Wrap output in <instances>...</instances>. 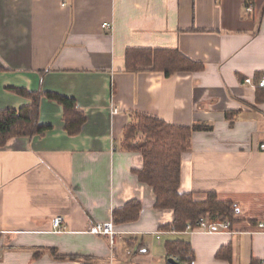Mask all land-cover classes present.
I'll return each mask as SVG.
<instances>
[{"label":"crops","instance_id":"crops-1","mask_svg":"<svg viewBox=\"0 0 264 264\" xmlns=\"http://www.w3.org/2000/svg\"><path fill=\"white\" fill-rule=\"evenodd\" d=\"M128 47L175 48L203 66L127 70ZM261 72L264 0H0V110L29 103L11 90L23 87L71 97L85 115L69 134L43 95L50 127L0 146V264H170L174 239L194 264H264V89L243 82ZM139 113L191 129L179 191L236 203L229 231L172 230L173 211L137 177L141 152L123 146ZM132 199L139 215L113 222L112 241L89 232Z\"/></svg>","mask_w":264,"mask_h":264},{"label":"trees","instance_id":"trees-1","mask_svg":"<svg viewBox=\"0 0 264 264\" xmlns=\"http://www.w3.org/2000/svg\"><path fill=\"white\" fill-rule=\"evenodd\" d=\"M202 66L201 62L190 59L175 48L128 47L125 50V68L131 71L151 69L170 75L176 72L197 71ZM11 90L30 101L19 108L0 110V146L11 137H32L50 127L39 119V101L43 95L62 106L67 133L78 132L85 121L84 113L71 97L23 87H13ZM190 131L189 127L169 124L156 116L139 113L135 120L125 127L123 146L141 152L142 166L135 169L137 177L152 188L156 207L173 211L170 227L182 231L187 222L193 224L199 216L229 220L232 223L238 213L237 204L233 201L219 200L213 193H209L206 200H195L192 193L179 191L181 154L188 149ZM140 208L138 200H129L123 206L112 209V221L119 223L135 220ZM165 249L168 257H176L181 264L194 258L190 244L182 239L166 241ZM50 251L55 254L53 248ZM66 257L76 260L90 258L80 254Z\"/></svg>","mask_w":264,"mask_h":264},{"label":"built area","instance_id":"built-area-1","mask_svg":"<svg viewBox=\"0 0 264 264\" xmlns=\"http://www.w3.org/2000/svg\"><path fill=\"white\" fill-rule=\"evenodd\" d=\"M246 10H251V5H245ZM103 26H108L107 22H103ZM243 82L253 85L255 87L264 89V72H261L256 77L253 76H245L243 78ZM116 107L114 111H116ZM259 149L264 151V141L259 143ZM63 217L61 215H56L52 219V226L55 231L62 230ZM231 222L229 220H220V219H209L207 216H199L196 221L192 224L191 222H187L185 228L182 230L184 232H206L211 233L215 231H229ZM257 226L259 228H264V221L258 222ZM173 231H178L172 228ZM89 232L94 234H101L110 237L112 241L115 235V229L112 219L104 220V221H96L89 228ZM176 261L178 259L173 257ZM195 260L191 259L189 262H184L182 264H194ZM181 264V263H180Z\"/></svg>","mask_w":264,"mask_h":264},{"label":"water","instance_id":"water-1","mask_svg":"<svg viewBox=\"0 0 264 264\" xmlns=\"http://www.w3.org/2000/svg\"><path fill=\"white\" fill-rule=\"evenodd\" d=\"M167 261L170 264H180L178 261H176L173 257H168Z\"/></svg>","mask_w":264,"mask_h":264}]
</instances>
